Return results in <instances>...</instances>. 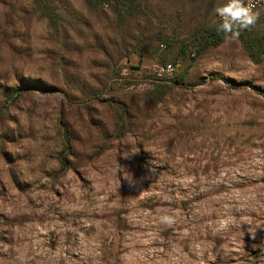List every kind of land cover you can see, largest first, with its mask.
Listing matches in <instances>:
<instances>
[{
	"label": "rangeland",
	"instance_id": "rangeland-1",
	"mask_svg": "<svg viewBox=\"0 0 264 264\" xmlns=\"http://www.w3.org/2000/svg\"><path fill=\"white\" fill-rule=\"evenodd\" d=\"M133 1L0 0V264H264V58L179 57L226 0Z\"/></svg>",
	"mask_w": 264,
	"mask_h": 264
},
{
	"label": "clouds",
	"instance_id": "clouds-1",
	"mask_svg": "<svg viewBox=\"0 0 264 264\" xmlns=\"http://www.w3.org/2000/svg\"><path fill=\"white\" fill-rule=\"evenodd\" d=\"M214 11L215 15L219 18L214 23L217 25V31L224 34L225 42L237 39L241 30L254 27L260 17V12L254 10V5L251 3V0H247V2L246 0H226L225 3L216 6ZM132 155H126L125 158H131ZM154 171V169L148 167L147 173L140 180L149 179L150 174ZM123 179L130 186H134L139 182L131 172L126 173ZM161 222L172 225L174 218L169 215H164L161 217ZM249 234L252 239L256 238V232L253 231Z\"/></svg>",
	"mask_w": 264,
	"mask_h": 264
},
{
	"label": "trees",
	"instance_id": "trees-1",
	"mask_svg": "<svg viewBox=\"0 0 264 264\" xmlns=\"http://www.w3.org/2000/svg\"><path fill=\"white\" fill-rule=\"evenodd\" d=\"M92 2V0H86ZM116 3H121L122 1H129L130 8H135V3L133 0H114ZM248 29L241 30L240 35L237 39H240L246 45L251 58L259 62L264 58V38L262 40H247ZM225 43V36L222 32L217 31V26L209 28L202 32L197 33L192 37V39L180 50L179 57L182 59H190L191 62H195L206 50L210 48L219 47ZM166 67V66H165ZM164 67V68H165ZM168 75L166 80V86L168 87H184L185 79L184 75H174L171 72H165ZM137 79H143L138 77ZM264 97V93L260 94Z\"/></svg>",
	"mask_w": 264,
	"mask_h": 264
},
{
	"label": "built area",
	"instance_id": "built-area-1",
	"mask_svg": "<svg viewBox=\"0 0 264 264\" xmlns=\"http://www.w3.org/2000/svg\"><path fill=\"white\" fill-rule=\"evenodd\" d=\"M247 2V0H246ZM251 3L254 5V10L259 11L260 15L264 14V0H251ZM162 72H174V67L172 65H168L162 69Z\"/></svg>",
	"mask_w": 264,
	"mask_h": 264
}]
</instances>
